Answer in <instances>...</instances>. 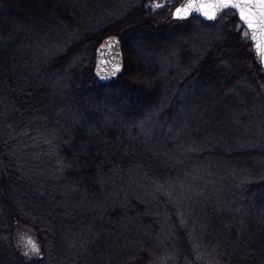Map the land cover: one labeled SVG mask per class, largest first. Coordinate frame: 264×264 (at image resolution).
Instances as JSON below:
<instances>
[{"label": "trees", "instance_id": "16d2710c", "mask_svg": "<svg viewBox=\"0 0 264 264\" xmlns=\"http://www.w3.org/2000/svg\"><path fill=\"white\" fill-rule=\"evenodd\" d=\"M181 1L0 0V264H264V71Z\"/></svg>", "mask_w": 264, "mask_h": 264}, {"label": "snow or ice", "instance_id": "6c2138e0", "mask_svg": "<svg viewBox=\"0 0 264 264\" xmlns=\"http://www.w3.org/2000/svg\"><path fill=\"white\" fill-rule=\"evenodd\" d=\"M162 5L157 2L154 7ZM238 11L241 22L245 25V36L256 41V54L258 62L264 63V0H185L175 9L173 17L178 20L187 19L191 14L199 13L208 20H214L225 9ZM236 14V13H234ZM118 40L108 38L99 51L111 50L113 56L118 55L116 48ZM120 71L119 63H115L114 72ZM114 74V73H113ZM33 253H38V248L32 241H28ZM25 256L28 252L24 253Z\"/></svg>", "mask_w": 264, "mask_h": 264}, {"label": "water", "instance_id": "95a60500", "mask_svg": "<svg viewBox=\"0 0 264 264\" xmlns=\"http://www.w3.org/2000/svg\"><path fill=\"white\" fill-rule=\"evenodd\" d=\"M184 2H185V0H182L181 3L177 7H180ZM175 9L173 10V12L175 11ZM229 9H231V8H229ZM226 10H228V9L223 10L217 16V18L214 20H208L205 17H203L202 15H200L199 13H195V12L193 14H191L188 18L198 17V18L202 19L207 24H214L218 21V19L221 17V15ZM232 10L234 11V13H236L235 15L238 17L240 23L245 27V25L240 20L238 11L235 9H232ZM172 18L175 19L173 17V15H172ZM108 38H116L118 40V47L116 48V53L118 55L113 56V53L111 50H105L103 52L99 51L101 49V45ZM248 38H249V42L251 44V50H252L254 61L261 69L264 70V63L258 62V60H257L256 41L253 40L251 37H248ZM115 63H119V65H120V71L119 72H114ZM122 70H123V57H122V52H121L120 40H119L118 36H116V35H108V36L104 37L103 39H101L95 48L93 75H94L97 82H99L101 84H105V83H109V82L114 81L121 74Z\"/></svg>", "mask_w": 264, "mask_h": 264}, {"label": "rangeland", "instance_id": "374dc122", "mask_svg": "<svg viewBox=\"0 0 264 264\" xmlns=\"http://www.w3.org/2000/svg\"><path fill=\"white\" fill-rule=\"evenodd\" d=\"M174 1L175 0H167V2H169V3H173ZM122 12H124V11H122ZM171 17H172V15H171ZM243 34L245 36V29L243 31ZM176 50L177 49L175 48L174 51H176ZM177 52H179V50H177L176 53ZM134 54H135V52L133 51L132 52L133 58H132V62H131V74L129 77L132 82H135V78H136V81L138 80V77L136 76V71H139L138 69L140 68V63H139V61H136ZM139 83L144 84V83H146V80H144V78H141V79H139ZM261 89L264 93V83L261 85ZM28 241H32L36 245V247L38 248V253H33L31 251V246L28 244ZM15 243H16L17 247L22 251L23 255L25 252H28V255L26 257H37L39 255L38 242L29 229L23 228V227L18 228L16 231Z\"/></svg>", "mask_w": 264, "mask_h": 264}]
</instances>
